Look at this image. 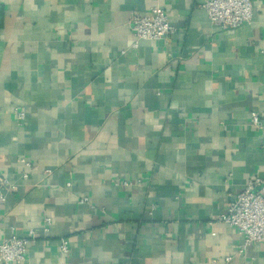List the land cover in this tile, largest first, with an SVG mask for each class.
Masks as SVG:
<instances>
[{
    "label": "crops",
    "instance_id": "1",
    "mask_svg": "<svg viewBox=\"0 0 264 264\" xmlns=\"http://www.w3.org/2000/svg\"><path fill=\"white\" fill-rule=\"evenodd\" d=\"M252 2L250 24L223 29L203 0H2L0 172L17 189L0 243L33 231L22 264H264L220 221L264 178ZM154 6L177 32L137 40L132 13Z\"/></svg>",
    "mask_w": 264,
    "mask_h": 264
},
{
    "label": "built area",
    "instance_id": "2",
    "mask_svg": "<svg viewBox=\"0 0 264 264\" xmlns=\"http://www.w3.org/2000/svg\"><path fill=\"white\" fill-rule=\"evenodd\" d=\"M2 0H0V5ZM201 8L206 12L210 22L220 28H237L250 24L254 18V5L252 0H203ZM131 24L137 40L159 41L174 35L177 30L170 23L166 12L159 6L150 9L144 15L133 12ZM138 46L136 41L133 45ZM19 120L22 113L16 112ZM251 123L255 127L261 126L258 114L253 113ZM26 166L30 164L25 159L20 160ZM130 182H124L129 185ZM15 191L16 186L9 184L0 172V203L6 200L7 190ZM88 201L83 200L82 202ZM220 221L236 228L244 237L243 244L238 249L239 255H244L247 248L255 243L264 244V178L255 177L249 180L245 190L237 195L226 214ZM48 230L51 219H45ZM34 239V232L30 231L23 237L13 236L0 243V264H22L26 261L29 245ZM62 252H68V243L61 245ZM212 264H219L212 260Z\"/></svg>",
    "mask_w": 264,
    "mask_h": 264
}]
</instances>
